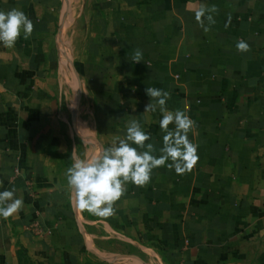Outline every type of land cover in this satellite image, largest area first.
Wrapping results in <instances>:
<instances>
[{
  "label": "crops",
  "instance_id": "obj_1",
  "mask_svg": "<svg viewBox=\"0 0 264 264\" xmlns=\"http://www.w3.org/2000/svg\"><path fill=\"white\" fill-rule=\"evenodd\" d=\"M71 2L0 0L34 25L0 44V191L24 202L0 217V264H144L143 252L252 264L264 250V0H85L84 12ZM213 5L205 33L195 12ZM241 39L250 51L236 50ZM147 87L195 121L198 163L127 183L111 217L78 210L66 180L76 141L92 142L80 158L98 156L138 120L160 154Z\"/></svg>",
  "mask_w": 264,
  "mask_h": 264
},
{
  "label": "clouds",
  "instance_id": "obj_2",
  "mask_svg": "<svg viewBox=\"0 0 264 264\" xmlns=\"http://www.w3.org/2000/svg\"><path fill=\"white\" fill-rule=\"evenodd\" d=\"M217 12L215 5L211 8L201 7L195 12L196 21L205 33L210 31L209 26L215 24L212 14ZM205 19L209 26H205ZM230 23L229 17L225 27H229ZM33 31L32 21L22 10L13 8L7 12L0 11V44L5 48L14 47L21 36L29 39ZM235 47L241 53L250 51L249 44L243 39L237 41ZM142 57L143 53L136 50L131 61L139 64ZM145 92L151 100L145 105L144 113L159 110L162 116L159 127L164 135L160 154H154L156 147L147 143L151 136L143 131L138 120H131L126 136L102 149L98 156L80 158L74 150L70 157L73 162L66 170V180L71 201L78 210L100 218L111 217L115 215V204L123 196L127 183L144 186L150 181L154 169L166 166L182 175L198 163V145L189 139V133L196 128L195 121L184 110H168L169 92L155 87H147ZM170 125L173 127L170 128ZM15 192L14 188L0 191V217L7 219L22 208L24 202L15 198Z\"/></svg>",
  "mask_w": 264,
  "mask_h": 264
},
{
  "label": "rangeland",
  "instance_id": "obj_3",
  "mask_svg": "<svg viewBox=\"0 0 264 264\" xmlns=\"http://www.w3.org/2000/svg\"><path fill=\"white\" fill-rule=\"evenodd\" d=\"M71 5H73L74 7H79V9L84 12V10L87 7V2H85V0H72L70 7H71ZM71 26H72V24L69 25V28L67 29V34L69 32L71 33V31H72ZM70 33H69V35H70ZM84 118H86V115ZM74 145H75V148L77 149L76 152L79 153L80 157H84L85 153H89V151L91 150L92 142L79 140V141H76ZM140 256L142 257L144 264H165L163 262L162 257L156 258V256H152L150 254H147L146 252H143L142 255H140ZM252 264H264V250L261 251V253L258 255L257 259Z\"/></svg>",
  "mask_w": 264,
  "mask_h": 264
},
{
  "label": "built area",
  "instance_id": "obj_4",
  "mask_svg": "<svg viewBox=\"0 0 264 264\" xmlns=\"http://www.w3.org/2000/svg\"><path fill=\"white\" fill-rule=\"evenodd\" d=\"M33 229L36 230V231H38V232H40V230H41V229L39 228L38 224H35L34 227H33Z\"/></svg>",
  "mask_w": 264,
  "mask_h": 264
}]
</instances>
